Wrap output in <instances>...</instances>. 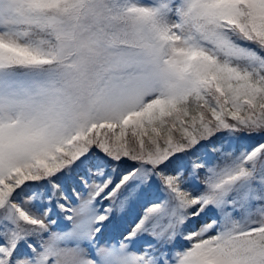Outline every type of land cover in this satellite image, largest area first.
Segmentation results:
<instances>
[{"label": "snow or ice", "instance_id": "1", "mask_svg": "<svg viewBox=\"0 0 264 264\" xmlns=\"http://www.w3.org/2000/svg\"><path fill=\"white\" fill-rule=\"evenodd\" d=\"M0 264H264V0H0Z\"/></svg>", "mask_w": 264, "mask_h": 264}]
</instances>
